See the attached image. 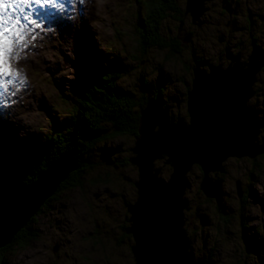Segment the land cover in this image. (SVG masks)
<instances>
[{
    "label": "rangeland",
    "instance_id": "obj_1",
    "mask_svg": "<svg viewBox=\"0 0 264 264\" xmlns=\"http://www.w3.org/2000/svg\"><path fill=\"white\" fill-rule=\"evenodd\" d=\"M139 1L142 0H74L79 12H71V21L65 12L61 13L67 16L59 24L66 21L63 31L52 23L34 27L23 39L21 35L16 37L11 43V60L20 66L7 89H0L4 92L0 97V164L10 150L20 149L25 154L23 147L30 152L28 148H33L37 139L42 142L44 135L66 116L64 100L78 92L85 72L105 67L117 58L114 56L130 66L129 72L118 78L123 87L133 89L140 73L145 72L155 86L162 82V99L169 104L172 115L188 121L184 99L192 84L194 55L208 68L221 62L227 66L231 61L226 60L227 52L235 51L234 56L241 50L244 61L255 47H261L264 54V0H250L261 7L257 11L246 0H231L238 3L236 13L225 9L226 3L219 0L211 9L207 7L198 22L186 12L187 0H183L185 22L188 21L183 25L197 35L193 36L194 44L180 45L183 48L174 58L166 57L168 51L164 48H149L143 56L138 52L134 12ZM220 8L226 13L220 15L217 11L216 15ZM80 23L86 25L81 28ZM176 23L169 18L163 25L176 33ZM83 28L86 33L82 34ZM252 37L259 47H252ZM254 91L249 105L258 112L259 119H264V67L257 74ZM4 135L7 137L2 138ZM29 139L34 142L29 144ZM263 140L264 127L259 135V141ZM134 144L133 136L122 135L101 144L100 148L109 151L99 148L91 152L93 163L83 186L56 195L60 198L55 209L38 216V229L31 224L37 229L38 238L12 249L0 248V264H136L131 248L134 240L125 230L130 225L128 205L138 197L134 184L137 167L125 162L133 155ZM223 165L224 171L218 174V198H208L201 190L199 166L188 172V209L184 213L192 262L264 264V154L256 158L229 157ZM156 167L163 179H168L171 167L163 160H158ZM237 180L241 181L242 199ZM244 239L253 243L255 250L246 249ZM57 244L59 248L54 252Z\"/></svg>",
    "mask_w": 264,
    "mask_h": 264
},
{
    "label": "water",
    "instance_id": "obj_2",
    "mask_svg": "<svg viewBox=\"0 0 264 264\" xmlns=\"http://www.w3.org/2000/svg\"><path fill=\"white\" fill-rule=\"evenodd\" d=\"M209 1L187 0L186 12L194 22ZM224 3L233 12L231 4ZM193 67L186 99L188 121L175 118L159 96L148 99L140 111L139 132L129 159L138 170L134 183L138 197L128 205L130 225L125 229L134 240L131 248L136 264H193L184 213L188 172L199 166L201 190L208 198H218V174L224 171L225 160L264 154V140L259 141L264 119L249 105L257 74L264 67L260 50L255 47L246 61L235 54L227 66L219 63L206 69L195 63ZM158 160L171 167L168 179L156 167ZM76 168V162L63 155L39 173L36 181L0 198V248L13 242ZM237 188L242 198L239 180ZM58 248L57 244L53 251Z\"/></svg>",
    "mask_w": 264,
    "mask_h": 264
},
{
    "label": "trees",
    "instance_id": "obj_3",
    "mask_svg": "<svg viewBox=\"0 0 264 264\" xmlns=\"http://www.w3.org/2000/svg\"><path fill=\"white\" fill-rule=\"evenodd\" d=\"M184 7L183 0L138 2L134 12L137 22L135 32L137 50L142 56L147 54L149 48H164L168 51L166 57H177L182 50L179 46L182 37L174 33L172 28L166 30L163 24L169 18L178 24L184 20ZM114 57L117 58L108 61L105 67L90 68L89 73L85 72L88 75L85 74L86 77L80 80L78 92L66 97L67 101L64 100L66 116L55 124L51 133L44 135V144L37 139L33 148H28L30 152L25 147V154H21L20 149L10 150V155L1 159L0 198L36 181L39 173L59 157L67 155L76 162L77 168L59 185L53 196L46 200L45 204L50 205V208L45 209L47 207L44 204L37 216L52 211L60 198L56 195L83 186L87 170L93 163L89 158L91 152L99 149L103 142L122 135H131L136 139L141 109L148 99L163 97L164 89L161 88L162 82L156 86L152 84L145 72L140 73L133 89L123 87L118 78L123 72H129L130 66L123 64L121 57ZM164 100V105H169ZM33 142L32 139L28 140L29 144ZM101 149L110 150L104 147ZM129 159L125 161L126 164H129ZM4 165L7 167L2 169ZM33 218L16 234L11 245L5 248L22 246L38 238L37 229L30 224L37 222Z\"/></svg>",
    "mask_w": 264,
    "mask_h": 264
},
{
    "label": "flooded vegetation",
    "instance_id": "obj_4",
    "mask_svg": "<svg viewBox=\"0 0 264 264\" xmlns=\"http://www.w3.org/2000/svg\"><path fill=\"white\" fill-rule=\"evenodd\" d=\"M219 0H211V1H209V2H206L205 3V6H206V8L207 7H209L210 9H211V7H213L214 6V3L216 2H218ZM224 2V0H221V2ZM227 2H229L230 4H231V7H232V9H234L235 10V13H236V8H237V5H238V3L237 2H235V1H231V0H226ZM249 2H250V0H246V4H249ZM252 5H254L255 7H256V11L257 10H261V9H259V8H261V7H257L256 5H255V3L254 2H250ZM217 11L219 12V14L220 15H223V12H225V10L224 9H222V8H220V9H217L216 11H215V13H216V15H217ZM210 12H211V10H209L206 14H204L205 15V18H207L208 16H209V14H210ZM226 13V12H225ZM218 14V15H219ZM187 16H188V18L189 19H191V17L187 14ZM234 16V15H233ZM261 18H264V17H261ZM192 20V19H191ZM186 21V15L184 14V20H181V22H179V24H178V26H177V34H179L181 37H182V39H181V43L179 44V46L180 45H183V46H185V47H187L188 46V44L190 45V44H194L195 43V40H193V36H194V34H196L197 35V32L195 33V31L194 30H188L186 27H184V23H187V22H185ZM184 22V23H183ZM218 22V21H217ZM252 22V21H251ZM219 23V22H218ZM184 24V25H183ZM224 23H222V25H223ZM227 25V24H226ZM225 25V26H226ZM187 27H192V25H188ZM205 27H206V24H205ZM255 39L256 38H253L252 37V39H251V45H252V47L253 46H257V47H259L258 46V44L256 43V41H255ZM183 48V47H182ZM259 50H261V47H259ZM233 52V51H232ZM232 52H227V58H229V59H227L226 58V60H228V61H230V59H231V57L233 56V54H234V52L232 53ZM237 53H240V55H241V60L242 61H244L245 59H243L244 58V56H243V52L241 51V50H237ZM236 54V53H235ZM263 54V53H262ZM264 55V54H263ZM199 60H201V59H197V57H195V55L193 56V62L194 63H199ZM218 60H220V61H222V57H219L218 58ZM206 63H209V62H207L206 60H204ZM222 64H223V62H221ZM192 65V64H191ZM195 65V64H194ZM211 65V63H209V66ZM214 65V64H213ZM213 65H211V66H213ZM201 66L203 67V68H206V69H208V68H210V67H208L207 68V64H205V65H202L201 64ZM243 198V197H242ZM241 198V199H242ZM244 200V199H243ZM127 227V226H126ZM185 227H186V224H185ZM126 234L129 236L130 234H128L127 232H126ZM245 240V242L247 243V244H249V246H250V249L252 248L253 250H255V247H254V245H253V243H250L247 239H244ZM246 249H247V247H246Z\"/></svg>",
    "mask_w": 264,
    "mask_h": 264
},
{
    "label": "snow or ice",
    "instance_id": "obj_5",
    "mask_svg": "<svg viewBox=\"0 0 264 264\" xmlns=\"http://www.w3.org/2000/svg\"><path fill=\"white\" fill-rule=\"evenodd\" d=\"M35 2L37 4L41 3V0H35ZM45 3H54L55 0H44ZM12 18L11 17H8V18H0V27H3L4 24H8L9 21L11 20ZM25 19H27V17H25ZM18 23V21H17ZM15 27V25L13 24L11 27L9 28H5L4 29V38H5V43L8 42V37L6 35V33L8 31H11L13 28ZM17 36H19V32L16 33ZM10 74V73H9ZM8 81H6L4 84H3V88L6 90L7 89V85H8ZM14 94V93H13ZM4 96V92H0V97Z\"/></svg>",
    "mask_w": 264,
    "mask_h": 264
},
{
    "label": "bare ground",
    "instance_id": "obj_6",
    "mask_svg": "<svg viewBox=\"0 0 264 264\" xmlns=\"http://www.w3.org/2000/svg\"><path fill=\"white\" fill-rule=\"evenodd\" d=\"M6 1H7V0H6ZM71 3H72V1H71V2H69V1L63 2V4H68V5L71 4ZM224 8H225V6H224ZM225 9H226V8H225ZM234 12H235V11H233V12H231V13H234ZM63 16L67 19V16H66V15L59 14V15H58V21H59V23H61V21H62V17H63ZM67 21H68V20H67ZM65 22H66V21H64V25H65ZM0 34H1V33H0ZM193 68H194V67H193ZM193 70H194V69H193ZM260 71H261V70H260ZM138 131H139V127H138ZM21 189H23V188H21ZM21 189H20V190H21ZM14 191H16V190H14ZM12 192H13V191H12ZM47 203H48V202H47ZM41 208H42V207H41ZM39 212H40V210H39ZM39 212H38V213H39ZM35 215H36V217H34L33 220L35 219V221L37 220V222H38V220H39V219H38V216H37L38 214H35ZM40 220H41V219H40ZM30 224H35V225L37 226V224H36L35 222H32V223H30ZM40 224H41V223H40ZM38 226H39V225H38ZM38 226H37V229H38ZM42 228H43V227H42ZM40 231H41V230H40ZM40 231H39V232H40ZM17 234H18V233H17ZM0 254H1V253H0ZM1 257H2V256H1Z\"/></svg>",
    "mask_w": 264,
    "mask_h": 264
}]
</instances>
